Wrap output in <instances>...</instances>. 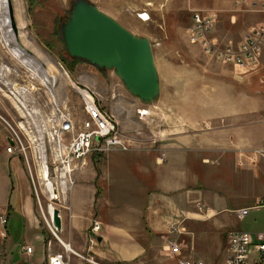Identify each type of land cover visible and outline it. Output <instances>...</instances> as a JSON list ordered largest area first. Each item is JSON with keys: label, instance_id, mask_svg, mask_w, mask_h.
Returning a JSON list of instances; mask_svg holds the SVG:
<instances>
[{"label": "crops", "instance_id": "crops-1", "mask_svg": "<svg viewBox=\"0 0 264 264\" xmlns=\"http://www.w3.org/2000/svg\"><path fill=\"white\" fill-rule=\"evenodd\" d=\"M87 1L118 21L119 14L125 10L137 15L145 12L151 16L164 3L163 0H106L109 1V8L103 9L99 6L103 0ZM263 2L190 0L189 6L194 7L192 12L212 14L210 36L214 40L237 44L247 33L264 27ZM173 4L174 7L186 8L188 1L181 3L174 0ZM188 45L192 49L199 47L190 42ZM200 52L203 60L201 67L213 84L209 82L207 87H189L192 92H184L187 96L182 93V100H178L176 90L173 92L174 99H170L172 89L177 87H160L158 96L160 98L163 92V98L158 101V131L156 137L151 138L156 139V146L149 145L144 152L146 159L139 168L148 187L152 188L144 201L143 211L130 207H127L129 211L120 212L108 209L107 215L100 217L96 207L99 201L96 167L88 163L76 172L75 184L65 196L70 210L61 217L62 228L57 240L51 238L49 245H45L43 258H34L32 244L23 242L21 252L23 245H30L33 253L25 256L22 252L15 258L13 248L6 264H21L26 259L29 264H48L49 257L65 250L73 258V264H86L76 253L91 254L106 264H179L181 257L199 260L203 264H226V253L221 256L222 242L225 248L226 237L224 239L221 232L241 228L226 225L225 222L234 217L232 214L237 203L250 206L264 195V159L259 154L264 147V43L258 61L250 63L247 69L223 63L204 54L201 49ZM40 74L42 77H38L42 81L44 74ZM178 106L181 110L177 112ZM169 108H173L170 114L166 111ZM122 166L120 163L116 167ZM215 167L221 171L224 191H212L208 195L207 219H201L199 216L203 214L196 209V205L200 196L199 187L202 186L200 180L204 177H200L199 173ZM16 174L18 176V170ZM231 174H235L238 181L233 186ZM234 187L239 191L257 187L258 192L249 200L236 199L234 202L235 197L230 194H234ZM11 209L7 217V232L12 241L8 223L14 216L18 220L22 218L24 228L30 222L38 227L30 199L20 200L16 196L11 202ZM227 209L232 211L231 217L224 218L221 210ZM256 217L253 218L255 224L251 225L256 228L246 231L256 233L264 230V216L260 224H256ZM215 218L211 226L210 221ZM135 219L141 223L140 227H136ZM184 219L194 224L209 220L206 225L210 229L197 232L195 228V233L187 231L181 225ZM93 220L99 222L100 230L91 238L88 231ZM168 237L180 243V256L168 251ZM56 244L63 251H59Z\"/></svg>", "mask_w": 264, "mask_h": 264}, {"label": "rangeland", "instance_id": "rangeland-1", "mask_svg": "<svg viewBox=\"0 0 264 264\" xmlns=\"http://www.w3.org/2000/svg\"><path fill=\"white\" fill-rule=\"evenodd\" d=\"M72 1L11 0L20 45L14 39V42L11 41L9 46H7L4 42V38L8 36L7 26H0V74H7L12 82H17L16 80L28 82L29 75L26 73V68L36 70L40 77V71H43L40 68H44L47 71L48 79L55 83L56 91L58 93L64 92L67 95L73 116L79 122L83 117L87 116V113L86 111H80V99L74 87H87L93 91L101 106L115 116L120 132L130 143V148L127 151H111L108 155L95 157L89 162L93 168L96 167L95 174L97 176L99 195L96 207L99 216L107 215L108 209L111 212H120L126 211L127 207H130L137 209V211H143L144 201L149 197V190L152 188L148 187L149 185L143 179L144 177L139 172V168L146 159L144 152L149 148V145L156 146V139L153 140L151 138H155L158 131V101L163 98V92L160 98L158 96L152 102L145 104L130 94L114 72V69L99 68L85 60L70 57L65 48L60 26L69 16ZM163 1L164 3L160 4L159 9L154 10L151 16L148 14L146 20L141 19L135 12L127 10L119 14L121 16L119 21L114 19L124 27L126 26L125 28L134 35L145 37L150 41L157 72L158 74L160 73V87H177L172 89L170 99H174L173 92L176 90L178 92V100H182L184 98L181 94L184 92L188 94L190 92L189 87H207V83L211 82L213 84V81L201 67L203 60L199 47L192 49L191 45H188L186 28L190 22L192 8H194L189 6L190 0H177L181 3L188 1L186 8H183L184 6L181 8L174 7V0ZM108 3L109 1L103 0V2L99 3V6L103 9H108ZM17 46H22L32 53L30 55L24 49L26 63H22L21 59L14 57L12 50ZM28 56L33 57L31 61V57ZM37 63L39 66H35ZM60 65L63 66L67 74L64 73ZM185 93L184 96H187ZM12 103L14 102L10 98L0 93V113L13 123L17 120L18 114ZM178 105L182 106L181 103ZM179 106L177 112L181 110ZM170 109L173 108L166 110L169 111L168 114H170ZM141 110H147L148 114L140 115L139 111ZM120 163L123 165L122 168L116 167ZM17 170L18 176L16 174ZM28 175L29 173L20 158L10 157L0 149V216H6V218L9 216V212L12 210L11 202L13 203L16 196L20 200L26 198L31 201L36 224L38 225V227H34L30 222L24 228L22 218L19 217L18 220L14 216L11 222L8 223V227L10 235L16 244L9 238L8 232L6 237L0 236V264H6L9 261L8 255H11L13 248L15 258L18 257L19 253L22 254L20 245L23 242L24 244L26 242H29L30 245L32 244L34 258L41 259L45 254V245H48L51 238L57 240L59 236V231L55 233L56 236L49 231L46 221L42 218V211L36 202L33 193L34 189ZM199 176L204 178L200 180L202 186L199 187L198 195L200 196L198 197L196 209L203 214L199 216L201 219H207L205 215L208 195L212 191H224L220 179L221 171L215 167L211 168V171H201ZM216 176L218 178H215ZM35 182L39 192L41 208L47 216L50 209L48 208L49 206L59 210L60 218L69 212L70 205L67 201L49 199L44 184L36 179ZM237 182L236 175L231 174V185L233 186ZM239 190V188H236L234 194L233 192L230 193L235 197L233 199L234 202L236 199L238 201L249 200V197H254L258 192L257 187H254L255 192L250 188L243 191ZM240 206L246 205L237 203L234 208ZM231 212L230 209L221 210L224 218L231 217ZM263 216L264 210H252L245 219L237 220L233 217L232 219L230 218L231 220L228 219L229 222L226 221L225 224L249 231L256 228V226H251L255 224L253 218L256 217V224H260ZM216 219L210 221L211 226ZM48 221L50 220L48 219ZM201 221V224H194L190 220L184 219L181 225L185 226L187 231L193 233L196 232L195 228L198 229L197 232L209 230V225H206L209 220ZM134 223L137 224L136 227H140L141 223L138 220L135 219ZM196 225L199 226L196 227ZM226 233L227 230L221 232V236L224 239ZM168 239L172 238L168 237ZM224 249L222 242V257L225 256ZM59 251H63L61 246ZM172 262L177 263L175 259H172ZM73 263V258H70L69 264Z\"/></svg>", "mask_w": 264, "mask_h": 264}, {"label": "built area", "instance_id": "built-area-1", "mask_svg": "<svg viewBox=\"0 0 264 264\" xmlns=\"http://www.w3.org/2000/svg\"><path fill=\"white\" fill-rule=\"evenodd\" d=\"M262 7L264 9V2ZM138 16L144 20L148 18L145 12ZM212 27V14L193 11L186 28L188 41L197 44L204 54L242 69L258 61L264 43V27L247 33L237 44L214 40L210 36ZM60 67L67 74L63 66ZM26 73L29 75L28 82H12L7 74H0V93L14 102L12 105L18 114L17 120L12 123L0 113V149L6 155L22 160L42 218L49 231L56 236L51 221L54 207L48 210V216L43 212L35 179L44 184L49 199L65 202L66 193L74 186L79 169L95 157L108 155L111 151H127L130 143L120 132L115 116L101 106L89 88L74 87L80 99V111H87L92 118V125H84L73 122L68 97L64 92L56 91L55 83L52 84L50 79L42 82L39 75L28 68ZM139 114L146 115L148 111L141 110ZM259 154L264 159V147ZM256 209L264 210V195L253 205L235 208L233 215L237 220H243ZM99 230V222L92 221L88 231L91 238ZM6 234L7 218L0 216V236L6 237ZM21 248L25 255L33 253L30 245ZM167 249L171 254L181 255L180 243L174 239H168ZM225 253L226 264H264V230L256 233L234 228L227 230ZM76 254L86 264H103L91 254ZM69 261L65 250L49 257L48 264H69ZM178 263L203 264L202 261L182 257Z\"/></svg>", "mask_w": 264, "mask_h": 264}, {"label": "water", "instance_id": "water-1", "mask_svg": "<svg viewBox=\"0 0 264 264\" xmlns=\"http://www.w3.org/2000/svg\"><path fill=\"white\" fill-rule=\"evenodd\" d=\"M8 15L18 37L11 0ZM68 55L99 68H112L127 90L145 104L159 95V75L152 46L145 37L127 30L117 20L87 0H73L69 16L60 26ZM52 225L61 230L59 210H52ZM21 264H29L24 260Z\"/></svg>", "mask_w": 264, "mask_h": 264}, {"label": "bare ground", "instance_id": "bare-ground-1", "mask_svg": "<svg viewBox=\"0 0 264 264\" xmlns=\"http://www.w3.org/2000/svg\"><path fill=\"white\" fill-rule=\"evenodd\" d=\"M0 26H7V29L6 30H7L8 36H6L4 38V42H5V44L7 46H9V44L11 43V41L14 42V39H15L16 43H18L20 45L19 38L18 37L17 38L14 37V33H13L12 28H11L10 18H9V15H8V0H0ZM21 47L17 46L15 48H13L14 50H12L13 51L12 53H13L14 57H16L17 59H21V62L23 63V62H25V59H24L25 56H26L25 51L28 54H30V55H32V53L29 52L27 49H25L23 47L21 48ZM24 49H25V51H24ZM28 57H31L30 58V61L33 58L32 56H28ZM35 66H39L38 63ZM37 68H39V67H37ZM40 69L43 70V71H40V72H43V74H44L43 75V78H42V82L43 81H48L49 79H48V77L46 75V71L44 70V68H40ZM31 71H32L33 74L34 73H37L36 70H31ZM51 83L53 84L54 82L51 80ZM86 113H87V116L86 117H83V119L80 122H82L84 125H92V118L90 117V115L88 114L87 111H86ZM73 122H79V121H76L75 118H74V116H73ZM48 208L52 209V206H49Z\"/></svg>", "mask_w": 264, "mask_h": 264}]
</instances>
